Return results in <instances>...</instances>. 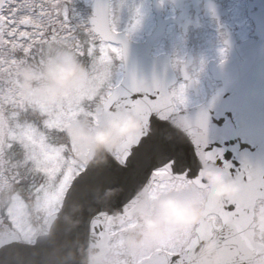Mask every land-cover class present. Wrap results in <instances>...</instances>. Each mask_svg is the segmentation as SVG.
<instances>
[{
  "label": "water",
  "instance_id": "95a60500",
  "mask_svg": "<svg viewBox=\"0 0 264 264\" xmlns=\"http://www.w3.org/2000/svg\"><path fill=\"white\" fill-rule=\"evenodd\" d=\"M106 3L100 0L91 22L103 39L122 43L124 77L103 103L100 131L89 148L86 167L72 181L61 209L49 217V235L34 244L1 241L0 264H100L106 212H143L148 206L152 178L129 190L119 172L146 137L187 151L191 163L184 170L166 169L172 176L190 177L198 186L210 187L203 215L215 212L221 219L220 224L204 221L182 252L154 254L150 260L252 264L257 245L254 204L264 198V11L257 17L259 38L242 42L221 64L223 84L216 93L200 106L174 113L168 87L175 74L166 55L151 56L165 23L158 21L145 41H131L106 29ZM240 55L243 61L238 60ZM117 120L126 138L116 146L124 150V164L115 158L110 141Z\"/></svg>",
  "mask_w": 264,
  "mask_h": 264
},
{
  "label": "rangeland",
  "instance_id": "374dc122",
  "mask_svg": "<svg viewBox=\"0 0 264 264\" xmlns=\"http://www.w3.org/2000/svg\"><path fill=\"white\" fill-rule=\"evenodd\" d=\"M81 1L84 4L82 20L75 5L61 9L60 13L64 15L61 23L68 28V35L73 31L88 30L92 0ZM149 20L146 5H137L132 0H110L109 22L113 30L125 31L133 39L141 40L149 28ZM89 33L83 39H86L87 74L79 71L70 80L61 78L68 73L76 52H62L57 57L55 53L38 62L40 73L27 68L23 83L16 87L18 98L12 97L6 102L11 110L0 119V183L3 181V188H8L2 192L3 200L0 202V239L3 241L32 242L46 233L48 216L59 209L73 176L83 168L89 145L98 131L101 101L116 78L119 80L122 75L121 63L120 72L112 75L111 64L117 47H111ZM70 40L77 44V48L63 37L59 43L71 49H83V45L77 42V34ZM182 56L185 58V51ZM177 89L182 92L181 107L200 101L193 97L186 83L178 85ZM0 96L4 98L1 93ZM26 107L34 110H24ZM123 138L118 129L113 140L122 142ZM12 145L20 154L19 159L14 160L18 167L3 154ZM14 172L19 177H12ZM161 175L170 178L166 171H161ZM206 194L207 189L197 188L185 179L172 178L171 183L159 187L154 183L150 191L151 207L141 217L146 229L141 242L147 251H179L205 218L213 220L215 216L212 214L202 215L206 208ZM169 197L191 202L194 210L179 219L166 218L160 202ZM150 221H154V225L150 226Z\"/></svg>",
  "mask_w": 264,
  "mask_h": 264
},
{
  "label": "flooded vegetation",
  "instance_id": "af4514ba",
  "mask_svg": "<svg viewBox=\"0 0 264 264\" xmlns=\"http://www.w3.org/2000/svg\"><path fill=\"white\" fill-rule=\"evenodd\" d=\"M132 1L137 2V5L147 6L150 20L149 28L143 34L146 36L155 28V12L152 9L154 0ZM67 2L68 0H32L31 8L23 14L22 0H0L1 79L17 76L19 73L22 75L23 65L18 55L23 52L24 40L29 39L27 43L33 48L40 36L47 35V32L54 37L57 21L64 17L59 10ZM156 2L159 3L161 16L167 20V24L165 35L153 48L152 54L158 56L166 53L170 56L177 75L176 82L170 88L175 105H179L182 98V92L177 89L182 83H186L193 97L200 100L190 103L189 106L200 104L222 82L210 70L211 60L215 61V64L211 65L219 64L228 58L230 50L243 40L257 37L254 13L264 11V0H156ZM74 4L79 8L84 6L81 2ZM29 48L28 45L24 50L28 51ZM183 51L186 52L185 58L182 56ZM119 54L118 49V59ZM15 82L17 83V80L8 79L7 85L14 86ZM263 204V199L257 200V210ZM141 217V213H134L128 217H112L109 220L107 226L111 240L105 259L107 264H136L150 254L145 244L141 242L146 235ZM257 226L256 239L264 244V214L261 216L260 213ZM138 229L142 231L137 232ZM132 238L137 241L136 244L130 243ZM255 256L258 263L264 264L262 246Z\"/></svg>",
  "mask_w": 264,
  "mask_h": 264
},
{
  "label": "snow or ice",
  "instance_id": "6c2138e0",
  "mask_svg": "<svg viewBox=\"0 0 264 264\" xmlns=\"http://www.w3.org/2000/svg\"><path fill=\"white\" fill-rule=\"evenodd\" d=\"M130 156L132 160H128L127 164L119 169L129 190H134L137 183L149 177L158 187L171 183L172 178H165L161 171L168 166H171L173 171H181L191 163L187 151H181L178 145H171L154 137H146L137 143L134 151L129 153ZM148 264L156 262L150 260Z\"/></svg>",
  "mask_w": 264,
  "mask_h": 264
},
{
  "label": "clouds",
  "instance_id": "9594fccd",
  "mask_svg": "<svg viewBox=\"0 0 264 264\" xmlns=\"http://www.w3.org/2000/svg\"><path fill=\"white\" fill-rule=\"evenodd\" d=\"M161 208L163 209V213L166 218L169 219H179L181 218L186 212L194 210L192 208L191 202H182L178 201L174 198H167L160 202ZM150 226L154 225V221H150ZM134 238L130 239V243H134Z\"/></svg>",
  "mask_w": 264,
  "mask_h": 264
}]
</instances>
